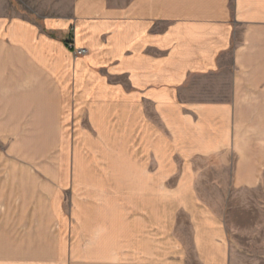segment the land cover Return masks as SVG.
Listing matches in <instances>:
<instances>
[{
  "label": "crops",
  "instance_id": "1",
  "mask_svg": "<svg viewBox=\"0 0 264 264\" xmlns=\"http://www.w3.org/2000/svg\"><path fill=\"white\" fill-rule=\"evenodd\" d=\"M45 5L70 11L2 17L0 37L45 61L64 109L110 110L117 138L125 117L121 172L135 191L125 213L96 220L94 252L108 256L73 261L51 226L40 239L37 227L0 216V264H264V0ZM247 192L259 194L251 205Z\"/></svg>",
  "mask_w": 264,
  "mask_h": 264
},
{
  "label": "rangeland",
  "instance_id": "2",
  "mask_svg": "<svg viewBox=\"0 0 264 264\" xmlns=\"http://www.w3.org/2000/svg\"><path fill=\"white\" fill-rule=\"evenodd\" d=\"M46 1L0 0V18L37 21L70 11L51 12ZM68 45L74 49L71 42ZM39 63L0 37V216L9 225L37 227L40 239L47 240L51 226L53 236H60V248L65 254L69 251L73 261L106 257L94 252L93 240L99 235L96 220L101 213H125L131 208L126 199L135 191L127 187V175L121 172L129 160L125 117L118 120L123 137L117 138L110 110H102L100 117L93 108L64 109L60 93L41 67L45 61ZM99 165L119 172L106 178ZM218 177L227 180L226 174ZM156 191L150 189L151 194ZM242 197L251 205L259 194L247 192ZM17 214H37V219L14 220L12 215ZM258 220L264 224V215ZM118 233L125 237L124 230ZM179 264L198 263L188 259Z\"/></svg>",
  "mask_w": 264,
  "mask_h": 264
},
{
  "label": "built area",
  "instance_id": "3",
  "mask_svg": "<svg viewBox=\"0 0 264 264\" xmlns=\"http://www.w3.org/2000/svg\"><path fill=\"white\" fill-rule=\"evenodd\" d=\"M86 53V50H79L77 52V55H84Z\"/></svg>",
  "mask_w": 264,
  "mask_h": 264
}]
</instances>
